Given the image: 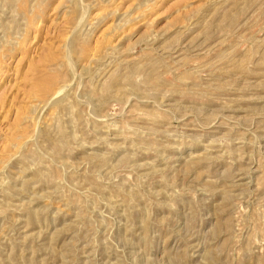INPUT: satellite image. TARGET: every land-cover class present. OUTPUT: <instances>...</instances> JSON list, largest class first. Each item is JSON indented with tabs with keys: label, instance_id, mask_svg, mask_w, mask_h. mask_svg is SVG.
<instances>
[{
	"label": "rangeland",
	"instance_id": "obj_1",
	"mask_svg": "<svg viewBox=\"0 0 264 264\" xmlns=\"http://www.w3.org/2000/svg\"><path fill=\"white\" fill-rule=\"evenodd\" d=\"M0 264H264V0H0Z\"/></svg>",
	"mask_w": 264,
	"mask_h": 264
}]
</instances>
